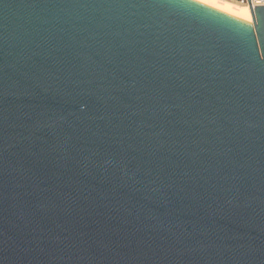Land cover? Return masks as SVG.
Segmentation results:
<instances>
[{
  "label": "water",
  "instance_id": "95a60500",
  "mask_svg": "<svg viewBox=\"0 0 264 264\" xmlns=\"http://www.w3.org/2000/svg\"><path fill=\"white\" fill-rule=\"evenodd\" d=\"M0 0V264H264V5Z\"/></svg>",
  "mask_w": 264,
  "mask_h": 264
},
{
  "label": "bare ground",
  "instance_id": "6f19581e",
  "mask_svg": "<svg viewBox=\"0 0 264 264\" xmlns=\"http://www.w3.org/2000/svg\"><path fill=\"white\" fill-rule=\"evenodd\" d=\"M206 5L212 6L223 13L234 17L246 24H251V14L245 4L237 3L232 0H196Z\"/></svg>",
  "mask_w": 264,
  "mask_h": 264
},
{
  "label": "built area",
  "instance_id": "2783aa9c",
  "mask_svg": "<svg viewBox=\"0 0 264 264\" xmlns=\"http://www.w3.org/2000/svg\"><path fill=\"white\" fill-rule=\"evenodd\" d=\"M237 3L245 4L248 8H253V5H264V0H232Z\"/></svg>",
  "mask_w": 264,
  "mask_h": 264
}]
</instances>
